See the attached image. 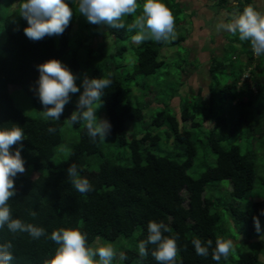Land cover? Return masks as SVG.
Returning <instances> with one entry per match:
<instances>
[{
  "label": "trees",
  "instance_id": "obj_1",
  "mask_svg": "<svg viewBox=\"0 0 264 264\" xmlns=\"http://www.w3.org/2000/svg\"><path fill=\"white\" fill-rule=\"evenodd\" d=\"M17 1L18 8L4 13L0 0V264H69L73 245L79 254L92 255L86 264H107L100 262L102 245L94 248L98 239L116 245L120 264H264V248L254 246L264 244V198L246 208L241 203L255 188V156L240 143H222L243 126L242 138L264 136L259 1L219 0L217 7L228 11V19L235 15L245 24L236 25L234 39L221 52L215 48L212 62L209 56L207 91L192 88L186 79L187 100L180 83L181 91L168 90L169 101V96L154 98L156 89L144 80L164 65L162 49L178 23L166 13L153 25L155 37L135 45L137 61L125 72L122 57L137 33L124 22L103 20L97 29L115 38V51L105 53L106 44L98 43L89 52L99 49V59L83 62L80 49H70L67 0H50L55 15L47 20L57 24L55 32L30 26L40 8L30 0L10 3ZM184 42V37L171 40ZM227 45L232 57L223 62ZM239 49L244 58L238 61ZM226 63L232 79L222 84ZM79 71L81 86L103 103L96 115L103 113L107 148L86 108L90 101L84 99L80 108L75 104L78 93L71 91L69 79ZM136 85L144 91L135 92ZM189 93L205 98L201 113L179 106L182 99L188 104ZM22 94L36 110L49 111L55 95L62 104L55 116L33 117L16 102ZM153 101L162 108L150 120ZM227 104L233 109L230 117ZM205 122L212 123L209 131L203 130ZM67 125L75 132L68 141ZM200 143L211 155L203 156L196 169ZM62 145L67 156L56 161ZM224 180L231 190L213 193ZM238 245L236 262L228 263Z\"/></svg>",
  "mask_w": 264,
  "mask_h": 264
},
{
  "label": "rangeland",
  "instance_id": "obj_2",
  "mask_svg": "<svg viewBox=\"0 0 264 264\" xmlns=\"http://www.w3.org/2000/svg\"><path fill=\"white\" fill-rule=\"evenodd\" d=\"M178 1L179 2H177V0H67L64 4V11L72 22V34L70 38L72 46L70 49H80L79 59L83 60V62H95L99 59V49L93 51L92 54L89 52L91 48H97V46H99L98 43L102 44L104 42L106 44V48L104 50L105 53H111L115 51V43L113 41L115 38L109 34V32L104 33L102 30L99 31L97 28L102 27L104 23L103 20H107L108 22H115L119 20L124 22V24L128 27L129 32L137 33L136 37H132L133 39L131 38L127 42V51L123 55L121 61L122 64H124L122 68L125 72L127 70H132L134 64L137 61V47L135 45H138V43H140L145 38L155 37V26L160 23L161 16L166 13L167 16L178 23L172 27L173 33H171V37L168 39L165 47L162 49L163 52L162 56H160V59L164 61V65L158 70L157 74L149 76L144 80L156 89L154 91V93H156L154 98L157 96L159 98L163 97L164 101L168 96L169 98L167 101L172 98V96L170 97V95H167L168 90L180 88L181 91L180 83H182V89L184 88L186 91L183 90L181 93L184 96L183 98L187 100V95L185 94L189 89L185 80L187 79L189 83L193 84L191 86L192 88H196L199 85L205 88V91H207V79H211V76L207 74V60L209 56L211 61L216 47L217 52H221L226 42L228 40L231 41L234 39V35L236 34L237 30L236 25H244L245 20L241 17L237 18L235 15L231 16V20L228 19V11H221L217 7L219 0ZM258 1L260 7L263 10L262 12L264 13V0ZM10 2L11 0H4V13H8L11 10L19 7V1L13 3V5H11ZM29 3H32V6H38L40 8V13L32 18L30 26L37 24V29L55 32L57 24L47 20L48 18L55 15V10L50 8V0H30ZM153 25L155 26L153 27ZM106 35L108 36L105 40L104 37ZM180 37L185 38L184 44H171V40ZM240 53L241 49H239V52L236 54V56L235 54L233 56H235L237 60H242L244 57H239L238 55H240ZM223 54V58H221V60L223 62H228L227 59L232 57V52L228 45L225 48ZM224 57L226 58V61ZM226 65L227 71L223 75V78H221L222 84L231 81L232 79L231 69L228 66V63H226ZM84 66L86 67L87 64ZM80 74L81 71L78 72L77 77H72L73 74L71 73V77L69 79L71 91L74 94L78 93L74 97L76 102L75 104H77V108H80L84 106V99H88L90 101V105H86V108L88 109L91 120H93L97 125V128L102 135L101 138L103 143L107 148L111 143H109L110 139H107L105 126L102 119L103 113H101L100 117L96 115V111H99V108L103 107V103L98 95L92 94L90 92V88L88 86H81L78 77ZM137 80L140 82V84L144 82L141 77H139ZM140 90L144 91L142 88H139V86L136 85L135 92ZM188 95V104L185 99H182V101L180 100L181 104H179V106L185 105L191 110L195 109L197 113H201V109L206 105L204 101L205 98L200 96V94L198 95L189 93ZM55 97L56 95L52 100V106L49 111L36 110L31 105L30 101L26 99L24 94L16 96V102L18 106L23 111H25V113L33 117L55 116L62 104L58 98ZM158 103L159 102L153 101V103L149 106L150 111L148 112L147 117L150 120H152L156 112L162 108V105H158ZM228 107L231 109L228 112V117H230L229 115H232L233 109L227 104L226 108L228 109ZM185 125L188 128L191 127L189 122L185 123ZM127 126L129 128L130 124L127 123ZM203 126V130L209 131L212 127V123L205 122ZM244 127L245 126L241 127L239 132L233 134L232 137H230L227 141H223L222 143L226 147L232 143H240L244 150L247 149L252 153V155L255 156L257 162L255 188L241 200L242 206L246 208L252 205L253 202L264 198V136L258 139L255 138V140H247L244 138ZM64 133L66 134L65 137L67 141L70 139L71 133L73 135L75 134L70 125H67L64 128ZM242 136L244 137L242 138ZM163 146L164 144L161 146L162 149H164ZM199 146V158L198 161H196V165L194 167L196 169L199 168L200 165L198 162L203 156L211 155L208 146H206L204 143H200ZM62 147L63 148H61L59 155L55 158L56 161H59L60 159L67 156V147L64 145H62ZM168 152L169 150H166L165 154ZM36 175V173L33 174V176ZM224 188L231 190V183L229 180L222 181L221 190L220 188H214L212 192L220 194L225 190ZM231 231L232 236L236 239H239L238 232L234 228H231ZM226 233L228 234L229 232ZM260 238L264 240V236ZM260 238L257 237L254 240H258ZM75 239L78 240V236H75ZM99 245H102V252L100 251V262L106 261L107 264H120L121 261L118 259H121V256L118 252L114 254V251H117L115 244L108 240L98 239L94 243L95 250H97ZM254 246H256V249L257 247L264 248L263 243L255 244ZM238 247L240 246H235V250L232 252L231 258L227 260L228 263L236 262L238 257ZM112 257H115L117 261L115 262L111 260ZM92 258V255L83 256L79 254L77 251V245H73L69 248V264H86V261H91ZM260 260L264 263V255L261 256Z\"/></svg>",
  "mask_w": 264,
  "mask_h": 264
}]
</instances>
